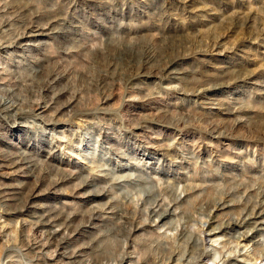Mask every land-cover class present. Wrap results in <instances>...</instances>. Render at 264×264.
I'll use <instances>...</instances> for the list:
<instances>
[{
  "label": "rangeland",
  "instance_id": "rangeland-1",
  "mask_svg": "<svg viewBox=\"0 0 264 264\" xmlns=\"http://www.w3.org/2000/svg\"><path fill=\"white\" fill-rule=\"evenodd\" d=\"M0 264H264V0H0Z\"/></svg>",
  "mask_w": 264,
  "mask_h": 264
},
{
  "label": "bare ground",
  "instance_id": "bare-ground-1",
  "mask_svg": "<svg viewBox=\"0 0 264 264\" xmlns=\"http://www.w3.org/2000/svg\"><path fill=\"white\" fill-rule=\"evenodd\" d=\"M166 211H167V210H166ZM164 213H165V212H164ZM165 214H166V213H165ZM162 215H163V214H162ZM158 216H159V215H158ZM236 221H237V220H236ZM239 222H241V221H239ZM239 222H238V223H239ZM232 224H233V223H232Z\"/></svg>",
  "mask_w": 264,
  "mask_h": 264
}]
</instances>
